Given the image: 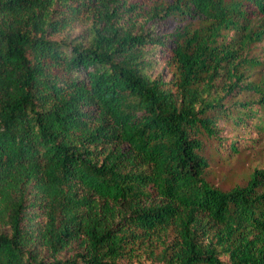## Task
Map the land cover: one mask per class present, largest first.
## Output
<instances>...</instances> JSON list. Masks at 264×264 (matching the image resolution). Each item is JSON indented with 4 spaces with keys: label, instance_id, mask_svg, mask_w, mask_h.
I'll return each instance as SVG.
<instances>
[{
    "label": "trees",
    "instance_id": "16d2710c",
    "mask_svg": "<svg viewBox=\"0 0 264 264\" xmlns=\"http://www.w3.org/2000/svg\"><path fill=\"white\" fill-rule=\"evenodd\" d=\"M263 42L264 0H0V264H264V166L205 153L264 134Z\"/></svg>",
    "mask_w": 264,
    "mask_h": 264
},
{
    "label": "rangeland",
    "instance_id": "374dc122",
    "mask_svg": "<svg viewBox=\"0 0 264 264\" xmlns=\"http://www.w3.org/2000/svg\"><path fill=\"white\" fill-rule=\"evenodd\" d=\"M86 28L84 20L76 21L68 30L70 36L78 35ZM252 53L258 54L264 61V42L257 43L252 50ZM155 71H161L162 77L167 80V69L160 63ZM219 124H223L220 120ZM220 138L207 140L205 153L210 157V164L206 169V177L211 182L222 188H228L235 183L243 182L249 171L254 167L264 166V134L257 130L250 129L249 132L244 133L242 130H234L231 127L222 125L220 128ZM236 138L239 144L237 148L239 152L232 153L226 158L230 151L227 149L220 153V159H217V146L222 148L226 146L231 140ZM216 147V149H215ZM240 148V149H239Z\"/></svg>",
    "mask_w": 264,
    "mask_h": 264
}]
</instances>
